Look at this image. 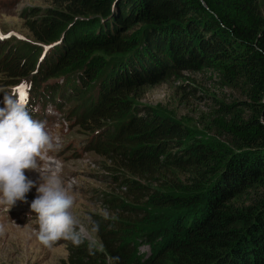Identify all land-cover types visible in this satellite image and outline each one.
<instances>
[{
	"label": "trees",
	"instance_id": "1",
	"mask_svg": "<svg viewBox=\"0 0 264 264\" xmlns=\"http://www.w3.org/2000/svg\"><path fill=\"white\" fill-rule=\"evenodd\" d=\"M205 1L209 9L201 0H50L52 6L41 19L27 22L38 41L52 45L49 58L39 65L40 74L32 78L36 91L42 81L78 70L83 71L82 85L89 81L91 87L112 65L114 74L103 87L102 102L87 97L78 104L76 115L87 118L81 121L85 126H101L102 120L130 112L133 106L124 100L134 88L203 67L244 84L254 101L243 105L261 115L233 120L238 132L232 146L192 138L187 127L170 117L127 116L105 143L129 147L116 153L121 165L142 180L159 181L160 188L122 178L137 204L110 198L120 215L95 222L105 251L75 246L69 264H107L108 258L114 264H264V20L240 26L228 12L229 0ZM240 1L245 8H255L258 0ZM137 24L144 27L130 37L127 31ZM10 50L0 58V66L4 64L7 84L15 85L31 74L37 49H23L31 63L18 59L20 47L12 55ZM117 54L122 56L118 67L119 60L106 59ZM100 55L103 59L98 60ZM175 170L191 178L187 183L174 181L169 176ZM141 204L158 213L179 209L160 218L166 221L163 226L143 234L152 244L151 254L143 259L137 255L136 238L127 241L119 230L146 212ZM195 204L201 207L198 215L191 209Z\"/></svg>",
	"mask_w": 264,
	"mask_h": 264
},
{
	"label": "rangeland",
	"instance_id": "2",
	"mask_svg": "<svg viewBox=\"0 0 264 264\" xmlns=\"http://www.w3.org/2000/svg\"><path fill=\"white\" fill-rule=\"evenodd\" d=\"M229 3L228 12L231 14V19L239 22L240 26L249 27L254 22L264 20V0H258L255 8H245L242 6L244 2H239V0H229ZM201 4L208 9L210 7L205 0H201ZM50 6H52L50 0H0V58L4 57L9 48H11L10 55H12L20 47L22 51H19L18 59L31 63V56L27 55L24 50L26 47H36L37 56L32 72L30 75L20 78L19 81L25 88L30 89L32 96L36 97V102L42 93H44L43 100H47L51 90L56 94L55 99L63 98L62 119L54 134V140L56 138L59 140L57 149L61 150V156L59 158L52 157V160H58L55 162V168L51 170H58L65 187L74 196L72 212L82 221L87 234V238L81 245L89 247V241H92L94 242L93 248L105 251L97 231H92V225L95 222L103 223L107 219L105 213L111 219H116L120 215L108 200L116 198V202L121 200L137 204V200L129 193V187L122 182V178L126 176L141 178L125 169L116 154L118 150L124 148L129 150L130 148L124 144L120 148H115L105 143L109 136L119 130L127 116L131 114L144 116L152 113L170 117L187 127L192 138L205 143L223 142L232 146L233 135L238 132V127L233 124V120H247L251 116L260 117L261 115L250 109L249 106L243 105V101L249 103L254 101L250 97L251 95L244 91V84L231 83L223 77L219 70L203 67L183 70L176 75L166 77L161 82L138 86L132 92L127 93L124 100L126 104L133 106L131 113L128 111L116 116L115 119L102 120L101 126L83 125L81 121L86 123L85 119L87 118L78 119L76 115L78 104H81L82 98L84 100L87 97L94 103L102 102V95L105 91L103 87L108 85L110 76L114 74L113 67L110 65L107 70L103 69L91 87L89 81L86 85H82L79 76H82L83 71L78 70L69 76L42 81L40 88L36 91L32 78L34 74H40L39 65L49 58L51 52L48 43H41L34 37L27 22L31 19H41L45 9ZM143 27L139 24L134 25L127 33L133 37L135 36L133 33ZM101 55L97 57L98 60L103 59ZM121 58L122 56L117 54V57L108 56L106 59L111 63L119 60L116 64L118 67ZM3 66L4 64L0 66V88H16L18 91L17 87L7 84V72L3 70ZM83 66L84 61L79 62L78 67L82 68ZM65 96H70V98L66 99ZM3 97L4 93L0 92L2 100ZM224 107H230L233 112L225 113L226 108ZM58 154L59 152L55 153V155ZM50 166L53 165H46L48 168ZM25 174L28 178L36 181L37 186L41 182L38 171L26 169ZM169 177L181 183H187V178H191L190 173L184 175L176 170L175 174L171 173ZM142 181L153 188H160L157 180L145 178ZM35 196L36 189L34 187L26 194L27 203L17 201L9 209L13 217L9 216V212L0 206V225L5 228L4 232L0 234V264H69V255L73 252L76 253L75 246L70 241L61 239L55 242L51 249L37 241L32 231L37 227L36 215L30 210V204ZM245 204H252V202L246 201ZM140 206L146 208V212L130 218L120 229L116 228L120 232L126 233L127 241H134L136 238L137 255L143 259L152 251V244L145 242L143 234L158 226H163L166 221L163 223L160 218L165 216L163 219H166L169 215L177 213L179 209L168 208L158 213L154 208H149L147 204ZM200 208L198 204L191 207L197 215ZM188 209L183 210L184 214L188 212ZM28 211L32 213V217H29ZM123 216L129 218L127 213ZM107 264L114 263L108 258Z\"/></svg>",
	"mask_w": 264,
	"mask_h": 264
},
{
	"label": "clouds",
	"instance_id": "3",
	"mask_svg": "<svg viewBox=\"0 0 264 264\" xmlns=\"http://www.w3.org/2000/svg\"><path fill=\"white\" fill-rule=\"evenodd\" d=\"M4 93L0 107V206L11 209L17 201L27 203L26 194L32 188L36 196L30 204L36 215L37 227L32 229L37 241L51 249L63 239L80 246L87 238L82 221L73 214L74 196L65 187L58 170L41 164L48 153L59 146V140L46 128V122L33 118L35 108H30L16 88H0ZM26 169L40 173L41 182L28 178ZM108 218L107 213L104 214ZM98 225L93 223L92 231ZM5 228L0 225V234ZM94 242L89 241V250Z\"/></svg>",
	"mask_w": 264,
	"mask_h": 264
}]
</instances>
